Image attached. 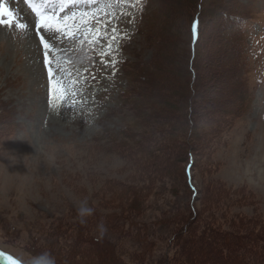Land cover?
<instances>
[{"label": "rangeland", "instance_id": "rangeland-1", "mask_svg": "<svg viewBox=\"0 0 264 264\" xmlns=\"http://www.w3.org/2000/svg\"><path fill=\"white\" fill-rule=\"evenodd\" d=\"M177 1L141 0L126 9L132 16L121 22L115 75L97 61V80L85 88L94 102L62 113L48 106L36 16L25 0H9L30 30L20 39L0 27V263L27 264L47 253L56 264H264V0H223L224 9L202 20L194 83L178 74L187 116L176 125L182 149L173 197L155 179V125L141 128L121 98L136 58H159L142 36L155 9L177 20V54L187 68L191 16ZM224 13L241 20L238 30H226ZM169 33H162L165 42ZM228 53L237 56L234 63ZM189 156L193 198L183 173ZM133 195L143 203L137 218L120 209ZM82 208L91 212L81 215ZM170 217L182 224H174V237L173 223L164 222ZM140 221L153 236L144 235Z\"/></svg>", "mask_w": 264, "mask_h": 264}, {"label": "trees", "instance_id": "trees-1", "mask_svg": "<svg viewBox=\"0 0 264 264\" xmlns=\"http://www.w3.org/2000/svg\"><path fill=\"white\" fill-rule=\"evenodd\" d=\"M187 1L188 0H182V2L180 1L175 2L176 8L179 10L184 8L185 11L186 10L185 6L187 5V11H189L188 14L189 16H191L188 25L189 35H190V39L188 41V49L190 53H187V57H188L187 68H186V64L179 60V54H177L178 51L177 47L178 44L180 43L179 40L180 37L178 32L177 31L174 32L173 29V27L176 24L175 22L177 20H174V22H172L173 21L172 20L171 21L172 23H170L169 21L170 19L167 16H161L158 13V9H155L154 11L151 12V14H149L150 19L148 24H147L148 21L146 20L147 17L144 18V21L145 20L146 21L144 24L145 28L142 31V36L144 37V39L147 40L150 38L149 40L150 46H154L155 47L154 50L157 49V52L158 53L160 52L159 58L156 59L155 61H153V58L151 59V61H144L142 57H137L136 58L137 62L132 64L131 67L132 72L128 76L130 79V86L121 95L124 104H126V107H128V111L133 112L134 118L136 120L138 119L137 120L139 121L138 125H140L141 128L152 127L153 125H155L154 127L156 131L153 133L155 139L153 138L151 140L152 159L155 158L154 161H156L155 169H154L155 179L159 183L158 188L160 190L162 189L171 197L174 196L176 191L175 188L172 186L173 184L172 175H174L175 173L178 174V160H175V157L179 154V152L182 149V143H181L182 139H180L178 132L182 130L181 128H179L181 124H186L185 117L187 116L186 107H183L181 103V100H183L181 92L184 90L179 88L178 74L179 76L180 74H182L183 78L185 77V79H183V82H186V84L192 82L194 83L195 78L193 75L192 66L197 57L196 55L200 46V42L203 39L201 36L202 35L201 24L204 21V19L206 20L207 18H209V16H207V13L217 12L225 8L223 0H207V2L206 0L204 1L193 0L192 1L193 5L192 3L190 5V3H188ZM143 5L144 7L146 6L144 3L142 4V6ZM200 11L201 13H198ZM220 17H221V23L226 24L225 25L226 30H228L229 24H232L234 29L238 30L236 25L239 26L238 22L240 21L241 24V20H237V17H234L230 13H224ZM194 21L199 22L198 36L196 37H194L192 31V25ZM168 32L171 33V34L169 33L170 35H167L168 37L171 38V40L170 42L168 41L165 42V40L162 39L164 38L162 36V33L167 34ZM229 54L230 53H228V55ZM229 57L231 58L230 61L233 60V63L235 61L234 59H237V56L234 58L233 54L232 55L230 54ZM177 62H179V65ZM169 65L173 66L174 69L172 71L169 69ZM232 65L234 66V64ZM241 69L242 70L246 69V62H244V60L240 65V70ZM166 72L167 74L171 73L172 77L170 75L167 76ZM175 79L177 80L176 81L177 85L174 81ZM140 95H142L141 98L139 97ZM176 101H179L180 104H178ZM185 101L187 100L185 99ZM189 111L191 113L189 119H191L192 118L191 115L194 110L193 108L189 107ZM176 125L179 127L176 128ZM129 128L130 127H126L125 130L128 131ZM147 129L149 128H146V130ZM125 130L119 131L118 135L119 136L122 134L125 135L126 133ZM124 138H126V143L132 141V136H128V137L125 136ZM160 138L162 139L161 142L159 141ZM121 139L123 140V138ZM192 164H193L192 156H189L187 158V163L183 169V173L186 179L187 186L190 189L193 198L195 196V192H194V188L191 185L190 182L191 178L188 171L190 170L188 166L190 165L192 167ZM132 197L133 198H129L128 200L126 199V204L121 206L120 209L123 210L124 212L126 211L129 212L128 213L130 214L129 217L137 218V216H141L142 214L143 203L139 195L137 197H134L133 195ZM131 219L132 218L128 220ZM164 222L165 224L173 223V227L169 229L170 230L169 236H173V237L176 236V233L178 231L175 232L176 230H174V224L177 226H180L182 224H178V222H176L177 224L174 223L172 217L166 219ZM165 224H159L157 227L162 228ZM137 225L140 227V229L141 228L145 229L144 230L145 236L149 237V235L151 236L154 235L152 234V227L148 225V223L145 224L144 221H140ZM185 225L186 224H184V226ZM166 226L169 227L168 225ZM156 233H158V235L161 233L163 237L167 235L166 233L164 234V232L161 229L160 232L156 231ZM187 244L189 243L187 242ZM16 261L19 260L16 259ZM19 262L20 264H25L21 261Z\"/></svg>", "mask_w": 264, "mask_h": 264}, {"label": "snow or ice", "instance_id": "snow-or-ice-1", "mask_svg": "<svg viewBox=\"0 0 264 264\" xmlns=\"http://www.w3.org/2000/svg\"><path fill=\"white\" fill-rule=\"evenodd\" d=\"M8 3L9 0H0V27H6L13 35L18 31L20 39H24L29 25L14 15ZM25 3L36 16L34 28L42 47L48 106L58 107L62 113L65 109L76 112L89 99L94 102V96L86 93L85 88L91 89L92 82L97 80L95 65L98 61L115 75L124 35L121 22L132 16L126 9L136 7L141 0H25ZM118 6H124L119 14L109 11ZM126 22L132 23V19ZM198 25V21L193 22L194 37L198 36Z\"/></svg>", "mask_w": 264, "mask_h": 264}, {"label": "clouds", "instance_id": "clouds-1", "mask_svg": "<svg viewBox=\"0 0 264 264\" xmlns=\"http://www.w3.org/2000/svg\"><path fill=\"white\" fill-rule=\"evenodd\" d=\"M91 209L82 208L81 215L89 214ZM27 264H56L55 258L47 253H44L38 257H33Z\"/></svg>", "mask_w": 264, "mask_h": 264}, {"label": "bare ground", "instance_id": "bare-ground-1", "mask_svg": "<svg viewBox=\"0 0 264 264\" xmlns=\"http://www.w3.org/2000/svg\"><path fill=\"white\" fill-rule=\"evenodd\" d=\"M34 34H35V32H34ZM34 34H33V36H34ZM35 36H36V34H35ZM35 36H34V37H35ZM36 37L39 38L38 36H36Z\"/></svg>", "mask_w": 264, "mask_h": 264}]
</instances>
